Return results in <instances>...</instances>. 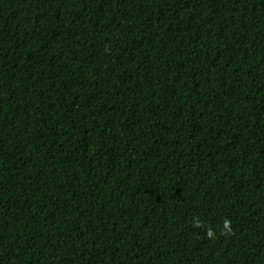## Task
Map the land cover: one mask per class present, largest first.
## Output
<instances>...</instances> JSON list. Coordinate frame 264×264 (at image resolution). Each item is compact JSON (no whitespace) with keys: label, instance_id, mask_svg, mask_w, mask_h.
Returning a JSON list of instances; mask_svg holds the SVG:
<instances>
[{"label":"trees","instance_id":"trees-1","mask_svg":"<svg viewBox=\"0 0 264 264\" xmlns=\"http://www.w3.org/2000/svg\"><path fill=\"white\" fill-rule=\"evenodd\" d=\"M0 264H264V0H0Z\"/></svg>","mask_w":264,"mask_h":264}]
</instances>
